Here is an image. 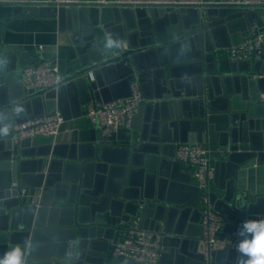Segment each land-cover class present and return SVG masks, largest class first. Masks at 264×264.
I'll use <instances>...</instances> for the list:
<instances>
[{
  "label": "water",
  "instance_id": "water-1",
  "mask_svg": "<svg viewBox=\"0 0 264 264\" xmlns=\"http://www.w3.org/2000/svg\"><path fill=\"white\" fill-rule=\"evenodd\" d=\"M225 1L132 8L114 2L57 7L0 0L14 14L57 16L75 52L57 88L32 93L20 80H8L17 65L0 61V111L22 104L19 116L36 117L58 108L70 119L90 101L129 96L134 76L148 99L133 117L125 145L104 140L100 125L94 142L0 139V254L23 244L27 264H53V258L132 264L114 256L113 243L133 219L129 204L137 202L140 223L164 233L168 250L160 264H206L198 240L205 205L223 216L224 232L264 218V60L230 61L223 72L216 52L233 46V34L244 32L249 22L262 24L256 7L264 5L253 9ZM3 26L0 19V37ZM98 26L105 32L119 27L118 38L127 46L107 50ZM8 58L17 61L19 55ZM203 139L216 158L214 186L204 198L175 160L177 143ZM23 187H31L32 195L22 201L16 196ZM107 215L121 220L111 222ZM237 255L235 249H216L211 264H238Z\"/></svg>",
  "mask_w": 264,
  "mask_h": 264
},
{
  "label": "built area",
  "instance_id": "built-area-1",
  "mask_svg": "<svg viewBox=\"0 0 264 264\" xmlns=\"http://www.w3.org/2000/svg\"><path fill=\"white\" fill-rule=\"evenodd\" d=\"M59 6H81L86 2H114L135 8L137 6H194L203 3V0H35ZM226 3L251 5H264V0H226ZM185 7V8H186ZM178 8V7H175ZM123 46L127 42L123 41ZM43 50V45L40 46ZM231 61L239 62L245 60H264V19L259 24L255 20L247 24L243 38L230 48H227ZM20 81L27 93H32L44 88H57L63 80L58 61L45 60L43 56L29 61L22 69ZM93 79V72H89ZM264 76V75H263ZM131 94L127 97H120L108 102L90 101L85 105V115L94 125L102 126L101 137L110 141V137L121 129H131L132 119L137 114L139 108L146 104L148 99L144 97L141 83L137 76L130 80ZM66 119L63 113L55 108L52 111H45L44 114L36 117L26 116L22 120H14L12 124L14 131L10 135L14 143H20L27 138L57 137L62 133H70L72 130L64 128ZM213 147L207 140L187 141L177 143L175 160L180 163L192 166V179L200 188V192L205 194L214 186L215 162ZM258 163L255 164V167ZM16 182L13 186H17ZM32 195L28 187H23L17 196L22 201ZM202 233L198 237L199 248L207 258L206 264L212 262V252L221 247L236 250V243L239 240L237 235L239 226L235 224L229 232H224L225 222L223 216L215 212L212 207H203L199 220ZM224 234V239L220 240V235ZM114 244V256H123L132 264H160L161 255L165 249L164 233L162 230H154L144 227L140 222L133 220L124 223L120 230V235Z\"/></svg>",
  "mask_w": 264,
  "mask_h": 264
},
{
  "label": "crops",
  "instance_id": "crops-1",
  "mask_svg": "<svg viewBox=\"0 0 264 264\" xmlns=\"http://www.w3.org/2000/svg\"><path fill=\"white\" fill-rule=\"evenodd\" d=\"M92 1V0H91ZM237 9H232L234 12ZM259 16L264 18V6L256 7ZM17 14L13 13L12 6H0V19L4 23L2 34L0 37V61L3 66L17 65L15 70L8 73L9 81L20 80L22 77L21 69L31 60L43 56L45 60L58 61L62 73L70 71L71 61L75 58V52L69 42L70 33L61 31L57 16L53 17H38L27 16L25 10H16ZM120 22H117L119 24ZM123 23V21L121 22ZM98 35L100 43L104 46L105 31L98 26ZM110 32L117 37L121 35L119 27L111 26ZM244 32L237 31L233 34L234 42L237 43L243 38ZM234 43V44H235ZM43 45V50L40 46ZM217 58L221 59V66L218 70H229L228 65L231 61L228 55L227 48L219 49ZM18 54V60H10L9 55ZM21 55H26L20 58ZM8 58V60H7ZM264 67V63H262ZM219 72V71H217ZM51 96V95H50ZM26 116H18L14 120H22ZM64 128L72 130L70 133L62 132L56 139L57 142H89L97 139L96 125L85 115V106L81 109V114L77 117L66 119ZM131 129H121L110 137L113 145L121 146L128 143L131 135ZM101 136V131H100ZM192 166L181 163V172H191ZM193 184H196L194 179H191ZM31 189V187H28ZM32 191V189H31ZM27 200L30 197L26 198ZM127 212L131 213L134 222H141V206L137 202L129 204ZM111 222H120V218L114 216H106ZM197 230V228H196ZM224 239V234L220 235V240ZM220 245L217 249H221ZM165 247L164 251H167ZM53 264H70L69 260L52 259Z\"/></svg>",
  "mask_w": 264,
  "mask_h": 264
},
{
  "label": "clouds",
  "instance_id": "clouds-1",
  "mask_svg": "<svg viewBox=\"0 0 264 264\" xmlns=\"http://www.w3.org/2000/svg\"><path fill=\"white\" fill-rule=\"evenodd\" d=\"M122 46V39L112 32L104 33V47L107 50L113 51ZM24 111L25 107L22 104L15 105L9 113L0 111V139L9 137L14 131V126L10 122L11 116L13 114L19 116ZM237 235L239 240L235 247L238 264H264V218L243 221ZM0 264H27L26 247L23 244H16L0 254Z\"/></svg>",
  "mask_w": 264,
  "mask_h": 264
}]
</instances>
